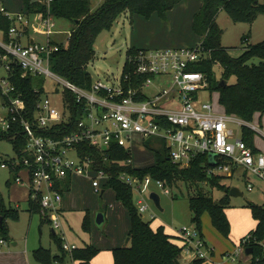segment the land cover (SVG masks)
I'll list each match as a JSON object with an SVG mask.
<instances>
[{"label": "built area", "instance_id": "2783aa9c", "mask_svg": "<svg viewBox=\"0 0 264 264\" xmlns=\"http://www.w3.org/2000/svg\"><path fill=\"white\" fill-rule=\"evenodd\" d=\"M37 1L49 11L52 0ZM0 13L12 22L6 38L2 32L0 39L3 52L0 69L4 71V76L0 77V97L7 109V115L0 117V133L9 132L12 124L18 122L26 138L24 153L27 154L19 158L14 153L12 158L2 160L0 167L14 172V182L27 188L28 197L38 205L42 218L53 232L61 228L66 179L87 178L100 194L110 179L104 169L96 167L91 156L81 153L84 145L94 147L103 161L109 159L113 146L124 147L130 155L126 162L131 164L133 136L138 135L142 144L146 139L162 140L171 161L180 166L206 155L204 166L210 177H231L237 170H248L264 180V153L254 152L241 137L231 141L233 131L228 123L236 117L214 112L212 104L201 98L203 92L209 90V81L204 72L193 69L201 58L200 44L159 50L140 48L134 54L126 53L124 67L128 69L124 75L122 70L121 76L112 83L92 81L91 87L86 89L50 68L51 55L58 51V46L51 43V36L59 34L51 15L42 19L47 41L30 42L25 12H12L0 1ZM12 64L22 68L23 76L29 73L44 76L60 84L55 92L61 95V110L42 94L35 106L33 122L25 118V102L19 94L14 96L15 87L9 81ZM66 92L73 97L76 111L70 109ZM238 122L257 131L264 139L262 129L250 122ZM60 125L63 127H58ZM36 129L43 133H37ZM15 137L16 134L12 136ZM210 153L215 154L213 164L208 160ZM118 179L137 195L139 213L147 212L145 196L154 179L150 176L140 179L125 173ZM155 184L165 194L170 193L164 182L155 180ZM247 189L252 191L251 183L247 184ZM149 218L154 219V213ZM178 233L183 251L192 260L209 256L211 248L194 225L183 226ZM251 240L250 234L244 236L228 254L230 260L235 262L242 256L251 258L252 254H245ZM0 243L4 244V240ZM260 245L264 250V242ZM74 248L63 244L67 252Z\"/></svg>", "mask_w": 264, "mask_h": 264}, {"label": "trees", "instance_id": "16d2710c", "mask_svg": "<svg viewBox=\"0 0 264 264\" xmlns=\"http://www.w3.org/2000/svg\"><path fill=\"white\" fill-rule=\"evenodd\" d=\"M182 1L184 0H104L98 8L92 10L91 0H52L48 11V8L37 0H22L23 9L20 12H25L26 15L37 13L41 19L51 15L55 21L65 20L71 23L69 37L65 41L56 38L54 41L51 40L52 44L58 46V51L51 55L50 68L55 74L75 85L89 89L93 80L87 70V65L94 58V45L102 31L109 30L117 18L126 12L132 16L138 15L146 19L153 14H158L161 18L166 19L168 12ZM200 1L202 5L193 16L191 29L193 34L200 38L201 58L193 66V69L207 75L209 90L219 93V103L226 114L236 116L246 122H252L255 115L264 114V41L245 48L240 56L233 57L228 49L221 45L223 30L217 24L216 19L220 11H225L234 22L251 23L258 14L264 11V4L258 0ZM11 24V20L0 13V31L4 32L5 38ZM135 51L137 48H129L127 54H134ZM0 54H3L1 49ZM214 63H219L221 66L220 79H215V75L212 73ZM127 69L125 65L123 75ZM232 77L235 80L230 83ZM9 81L15 87L14 96L19 94L25 102V118L32 123L36 103L40 95L45 94L44 78L30 73L23 76L22 68L12 64ZM221 81H224L225 85H221ZM36 89L38 92L35 91ZM66 97L70 103V109L76 111L73 97L68 92H66ZM58 127L62 128L63 125ZM36 131L43 133L38 129ZM15 134L16 137L13 139L12 136ZM253 134L251 129L243 127L241 138L253 148L254 152H257L258 149L253 144ZM0 140L11 141L19 158L24 154L27 155L24 153L26 138L18 122L12 124L9 132L0 133ZM151 141L158 145L150 146L145 141L143 145L153 150L155 163L145 168H136L132 163L127 164L126 161L130 155L124 147L113 146L107 161H103L98 151L90 145H84L80 149L81 153L89 155L95 160L97 168L104 169L110 175V179L104 184V191L101 195L106 189H113L116 199L125 206L128 212L129 242L126 246L111 249L114 264H181L179 259L183 251V243L181 246L173 243L162 225L152 228L150 221L153 219L149 218L147 221L143 219V215L139 213L137 205L134 203L131 188L118 179L120 174L125 173L140 179L150 176L154 180L169 185H175L178 181L191 184L206 182L212 187L222 189L226 194L230 189V187L221 184V178L225 177L207 175L204 166L206 155L198 156L187 165L180 166L171 161L162 140ZM11 173L14 174L13 171ZM70 183L71 180L66 179L64 189L67 190ZM189 205L193 213L194 226L201 237H203L201 216L207 212L213 226L228 238L230 223L225 213V201H214L212 197L205 196L198 191L196 195L190 197ZM248 208L256 221L254 230L249 233L252 240L247 244L253 249L249 264H264V250L260 245L264 242V204L258 205L250 202ZM28 210L31 214L39 213L38 205L29 197ZM6 217L17 220L19 218L18 210L6 207L0 199V219L2 218L0 233L3 235H6L7 232L4 224ZM52 238L60 252L58 255L52 256L50 250L43 247L37 248L34 251V258L38 264L63 263L67 256L74 264H92V260L100 252V249L88 244L82 248H74L67 253L63 249L62 238L58 237L55 232H52ZM202 262L203 259H194L190 264H202Z\"/></svg>", "mask_w": 264, "mask_h": 264}, {"label": "rangeland", "instance_id": "374dc122", "mask_svg": "<svg viewBox=\"0 0 264 264\" xmlns=\"http://www.w3.org/2000/svg\"><path fill=\"white\" fill-rule=\"evenodd\" d=\"M7 6H13L14 11L23 9L22 0H0ZM103 0H91L92 10L96 9ZM193 2L190 6H177L171 11L166 19L158 14H153L146 19L138 15H131L126 12L119 16L109 30L102 31L95 42V55L93 60L87 65V70L91 74L93 81H102L112 83L121 76L124 64L126 63V53L129 48H143L159 50L175 47H195L199 38L194 36L191 31V20L193 18L194 6L200 3V0H190ZM264 4V0H258ZM179 7V8H178ZM199 7V5H198ZM178 8V10H176ZM189 8V9H188ZM199 9V8H198ZM28 24V35L36 42H46L45 27L42 19L37 13H30ZM217 24L223 30L221 45L228 49L233 57H238L245 48L256 45L264 41V11L258 14L251 23L234 22L225 11H220L217 16ZM55 30L59 34L51 36V40H62L68 37L71 23L65 20L55 22ZM66 43V42H65ZM256 60V59H255ZM221 66L214 63L212 73L215 79H220ZM4 76V71L0 69V77ZM44 77V76H43ZM45 95L50 98L52 103L60 110L62 108L61 95L56 94V88H59L56 82H52L44 77ZM234 77L230 79L233 83ZM202 100L212 104L214 112L225 113L222 105L219 103V93L217 91L207 90L202 94ZM7 115V109L4 101L0 97V117ZM236 117V116H234ZM237 118L228 123L229 129L233 131L230 140L234 141L242 137V128ZM250 125H254L264 131V114L255 115ZM262 126V127H261ZM254 146L264 153V139L257 131H253ZM132 147V165L136 168H145L155 163L153 150L145 147L140 141L138 135H134ZM150 146H157L158 143L146 139ZM14 148L11 141L0 140V164L2 160H7L14 156ZM11 179L14 182V174L6 168L0 167V199L6 206L11 204L16 208L17 201H10V191L15 189V184L7 181ZM221 184L230 188H237L240 196H230L225 191L217 187H212L209 183L200 182L191 184L178 181L174 185L166 183L169 194H165L156 184L155 180L150 184V191L145 196V201L149 210L143 213V219L149 220L151 213L155 218L150 221L151 227H156L160 223L166 226L167 232L175 234L174 229L183 226L191 227L194 225L192 220L193 213L190 210L189 199L199 192L205 196H210L214 201H225V213L230 223V232L228 238L224 237L212 224L211 218L207 212L201 216L202 230L205 234V240L215 250L214 259L210 255L203 259L202 264H249L248 257L242 256L233 262L229 258V253L235 249L234 234H246L256 225L248 204L254 203L262 205L264 203V180L260 179L254 173L248 170H237L231 177L221 178ZM83 183V186L82 184ZM252 184V191H248L247 184ZM154 192L160 198L161 209L157 208L153 201L149 199V193ZM19 194V193H18ZM69 195V196H68ZM72 199L74 205L64 206V215L61 219V228L54 230L58 237L62 238V243L84 247L93 243L100 248L98 263H105L108 243L112 239L119 246H126L128 237L127 232L130 228L128 212L125 206L116 199L113 189H106L104 194L96 193L89 180L80 182L74 180L71 191L66 195ZM137 195H134V203L137 205ZM27 202L18 203L19 218L14 220L11 217L4 218V224L7 228L6 235L0 233V264H38L34 258V251L43 247L50 250L52 256L60 252L57 244L52 238L51 226L42 218L40 212H35L30 217ZM103 213L106 220L101 224H96V216ZM88 218V219H86ZM175 239V237H173ZM110 239V240H109ZM15 243V244H14ZM68 253V252H67ZM186 253L182 251L181 255L185 258ZM190 258V257H189ZM69 256L63 263L70 264Z\"/></svg>", "mask_w": 264, "mask_h": 264}, {"label": "crops", "instance_id": "0c3cea01", "mask_svg": "<svg viewBox=\"0 0 264 264\" xmlns=\"http://www.w3.org/2000/svg\"><path fill=\"white\" fill-rule=\"evenodd\" d=\"M104 1V0H103ZM102 1V2H103ZM2 3H4L3 1H1ZM101 2V3H102ZM186 2V6L188 7V6H190L191 4H193V2L191 1L190 2V0H184V1H182L181 3H179L177 6H181V5H183L184 3ZM5 4V3H4ZM198 5H199V7H198ZM201 5H202V2L200 1V3L199 4H197V6H194V8H192L193 9V12H195V13H197L198 11H199V9H200V7H201ZM6 6V8L7 9H9V10H11L12 12H20L21 10H18V11H14L13 10V6H7V5H5ZM177 6H175L172 10H174ZM98 8V7H97ZM179 8V7H178ZM178 8L176 9V10H178ZM199 8V9H198ZM189 9V8H188ZM172 10H170L169 12H168V14H167V16L169 15V14H171V15H173V13L175 12H173V13H171V11ZM194 13V14H195ZM194 14H193V16H194ZM170 16V15H169ZM27 17H28V19H29V16L27 15ZM192 20H193V18H192ZM192 20H191V23H190V25H192ZM191 31H192V29H191ZM28 33H29V30L26 32V34H27V36H28V41H30L31 42V40L32 41H35L32 37H30L29 35H28ZM192 34H193V32H192ZM195 36V35H194ZM2 38V31H0V39ZM199 42H200V38H199ZM199 42H198V44H199ZM262 127V126H261ZM258 151H260V150H258ZM76 179H79L80 180V182H84V180H88L87 178H84V177H74L73 179H72V181H71V184L69 185V188L66 190V192H65V194H64V199H63V215L65 214L64 213V206L65 205H68V206H72V205H74V203L72 202V199L70 198V197H68V196H66L70 191H71V189H72V186H73V183H74V180L76 181ZM7 186L10 184V183H14L15 184V189H12V192L10 191V201L11 202H15V201H17V204H16V208L15 209H17L18 210V208H17V205H18V203H20V202H23V201H26L27 202V204H28V190H27V188L26 187H23V186H20V185H18V184H16L15 182H12L11 181V179H9L7 182ZM82 184V186H83V183H81ZM19 193V194H18ZM4 203V202H3ZM264 204V203H263ZM5 205V204H4ZM259 205V204H258ZM6 206V205H5ZM12 205L11 204H9V206H6V207H11ZM27 207H28V205H27ZM13 208V207H12ZM29 211V210H28ZM104 215V214H103ZM227 215V214H226ZM30 217H32V214L30 213ZM228 218V217H227ZM104 219L106 220V218H105V215H104ZM163 226L164 227V229H165V232L171 237V241L173 242V243H175V244H177V245H182V240H181V238H180V236H179V233H178V231H179V229H174V231H175V234H172V232H167V230H166V226L164 225V224H162V223H160L159 225H157L156 227H158V226ZM256 226V225H255ZM156 227H153V228H156ZM255 228V227H254ZM254 228L253 229H250L246 234H234V244H235V246H237L239 243H240V241H241V239L244 237V236H246L247 234H249L252 230H254ZM130 229V228H129ZM51 231H52V229H51ZM53 232V231H52ZM51 232V233H52ZM128 232H129V230H128ZM128 232H127V235H128ZM202 235H203V240L207 243V245L211 248V250L209 251V255H210V257H212L211 259H214V255H215V250L211 247V245H209V243L205 240V234H204V232H203V230H202ZM173 237H175V239L173 238ZM110 240V239H109ZM15 244V243H14ZM68 244V243H67ZM92 245H94L93 243H91ZM95 246V245H94ZM76 248H82V247H78L77 245L75 246ZM96 247V246H95ZM116 247H120L118 244H116V242L115 241H112V239L110 240V242L108 243V247L107 248H105V249H108L109 251H107L106 252V259H105V263L104 264H114V261H113V255H112V252H111V249L112 248H116ZM97 248V247H96ZM236 248V247H235ZM98 249H100V248H98ZM232 253V252H231ZM230 254V253H229ZM186 255V254H185ZM98 256H99V253L97 254V256H95V258L92 260V264H103V263H98L97 262V258H98ZM187 257L185 258L183 255H181V257H180V259H179V261H180V263L181 264H190L193 260L191 259V258H189V256L188 255H186ZM249 261H250V258H249V260L247 261V263H249ZM70 264H74V262H70Z\"/></svg>", "mask_w": 264, "mask_h": 264}, {"label": "water", "instance_id": "95a60500", "mask_svg": "<svg viewBox=\"0 0 264 264\" xmlns=\"http://www.w3.org/2000/svg\"><path fill=\"white\" fill-rule=\"evenodd\" d=\"M31 42H32V40H31ZM220 84H221V85H225V82H224V81H221ZM214 157H215V154H213V153H210V154L208 155V160H209L210 164H213V163H214V162H213ZM228 194H229L230 196H234V197H236V196H240V195H241V192H240L237 188H230L229 191H228ZM149 199L153 201L154 205H155L157 208H159L160 210H162V209H161V205H160V198H159V196H158L156 193L151 192V193L149 194ZM1 220H2V218L0 219V221H1ZM104 221H105V219H104V215H103V213H98L97 216H96V224H97V225H101ZM128 242H129V237H127L125 244L127 245ZM252 252H253V249H252L251 247H247V248L245 249V254H246V255H251Z\"/></svg>", "mask_w": 264, "mask_h": 264}]
</instances>
